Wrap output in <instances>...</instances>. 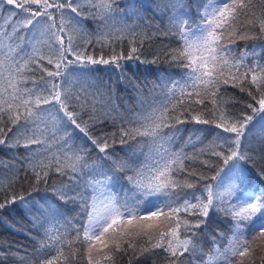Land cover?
I'll return each mask as SVG.
<instances>
[{"label":"snow or ice","instance_id":"1","mask_svg":"<svg viewBox=\"0 0 264 264\" xmlns=\"http://www.w3.org/2000/svg\"><path fill=\"white\" fill-rule=\"evenodd\" d=\"M114 3L115 0H0V11L5 7L8 11L7 16L2 17L3 23L0 24V49L7 48L0 58V146L19 147L23 141V147L28 151L26 168L23 170L25 172L31 170L37 185L41 182L47 184L49 173L53 171L67 177V184L54 189L56 196L64 204L79 202L83 206L84 215L87 216V221L82 227L73 229L75 236L72 239H67V230L64 234H59L57 230V235L53 236L51 235L53 229L51 227L46 229L48 243L43 247L54 248L56 254L51 258L42 259L40 264H57V260L65 256L63 251L65 244L72 245L75 241L87 242L91 253L96 243H103L105 234L131 235L132 231L142 230L145 226L151 228L152 224L149 222L157 221L161 217H175L177 229L181 226L186 230L188 227H199L203 221L189 226L187 221L179 219V214L182 211L198 213L206 218L209 208L214 206V199H219L222 194H214L212 186L208 185L205 188L208 193L207 203L195 193L191 194L195 203L189 199L179 202V193L173 190L193 188L194 185L176 177L187 171L185 162L193 160V157L182 149L172 150L170 147L172 138L164 129L170 128L173 121L176 124L183 123L181 116L184 113L174 114L179 109L187 111L192 109L193 105H203L204 97L209 92L215 103L218 85L221 82L228 83V79L220 80L225 73H228L234 82L248 81L254 86L256 94H253V91L248 93L253 102L246 107L254 114L264 113V64L259 60L248 64L244 56L233 58L230 62L227 58L230 49L225 42L226 34L229 37L228 42H232L231 37L237 34V26L241 30L258 27L259 32L264 34V0H259L260 15L256 14L257 4L253 3V0H218L216 3L208 2L203 5L200 22L195 27L188 19L175 15L169 20L174 29L172 34L183 43L176 49H168L166 55L177 67H183L185 73L180 79L170 80V87L167 83L164 85L167 89L165 95L168 103L145 105L141 102L137 112L127 117H119L120 124L117 125L116 118H112L115 131L110 133L102 131L109 116L108 112L103 106L98 109L95 100H89L91 94H88L86 89L74 90L71 76L77 70L80 72L90 70L89 65L111 64L120 68L122 60H140L139 49L136 46L137 36L140 35L137 31L139 25L122 23L120 27H116L112 15L116 11L112 7ZM175 6L173 3L172 7ZM85 9L87 14L99 16L102 21L101 27L97 29L95 43L102 47H110L112 54L108 58L103 54L97 58L82 50L93 41L82 36L78 39L79 30L72 22L79 18ZM21 13L23 16L20 19H14ZM241 16L248 20L247 25L240 21ZM109 20L113 23L110 24ZM8 27H11V32L8 31ZM21 30L31 33L35 41L30 52L27 46H20L19 41L23 40V36H18L17 33ZM194 35L195 40L192 39ZM13 37L16 38L15 46L6 43ZM124 41L129 44L126 54L123 51L117 53L111 47ZM139 43L142 45L143 41L140 40ZM38 45H43L46 52H42ZM193 48L201 53L207 52L208 56L201 55L199 61L193 60ZM252 54L255 56V51ZM45 60L47 65L51 66V70L43 66ZM208 64L212 65L211 70L207 69ZM33 68H39L41 71L39 81L35 79L29 81L28 74L34 75ZM29 82L31 87L27 86ZM241 90H244L243 87ZM217 111L218 108L214 109V117ZM192 119L197 124L212 123L200 114L194 115ZM252 121L253 116L246 113L234 115L221 111L215 123V127L222 130L216 134L218 143L214 142L207 150L201 149L196 154L202 156L205 151L208 152L209 159L200 161L208 168L213 167L212 158L222 160L226 166L231 162L228 174L239 184L230 185L228 196H234L236 203H228L227 210L237 221L235 225L237 232L230 241L232 246L226 249V252L230 251L231 256L241 258L250 255L253 250L244 231L240 230V221L247 222L245 230L254 234L253 240H264V192L249 190L251 169L247 165L241 167L239 163L254 159L248 154L249 150L244 143L249 138L246 133L252 132L248 127ZM9 133H12L11 137ZM129 141H136L138 146L143 143L154 146L153 152L143 166L133 167L125 160L113 159V152L110 149L117 142L125 145ZM32 145L38 147L34 149ZM92 151L99 154L98 159L111 161L116 170L111 176L102 173V180L95 179L92 170L97 166L89 163ZM12 167L15 168L14 165ZM19 171L20 169H15L8 179V188L17 181ZM223 171V168H218L216 176L212 179L216 180ZM117 172L131 173L124 179L140 193L141 200L129 204L109 194L105 200L100 201L102 207L97 204L96 197H93L92 203L89 204L85 195L86 190L91 188L97 191L99 188L107 187L113 177L119 178ZM187 174L196 175L193 171H187ZM86 175L92 178L85 180ZM260 175L264 177V170H261ZM4 187V182L0 181V189ZM161 196L166 199L161 200ZM173 196L176 199H173ZM17 203L26 207L28 200L24 195L17 196L13 192L10 198L5 196L0 202V210ZM49 208L52 213L57 211L51 205ZM52 219L55 220V216H52ZM33 222L37 227H44L39 217ZM160 235L163 238L164 233ZM170 235L175 239V244L170 240L164 250L175 258L171 264H176V260L190 250L191 241L180 240L176 231H172ZM115 247L117 252L122 250L120 244H116ZM128 247L131 248L133 245L129 243ZM161 247H164L162 243H155L143 249V252L152 255V248ZM0 256L8 258L3 253H0ZM0 264H3V261H0Z\"/></svg>","mask_w":264,"mask_h":264},{"label":"trees","instance_id":"2","mask_svg":"<svg viewBox=\"0 0 264 264\" xmlns=\"http://www.w3.org/2000/svg\"><path fill=\"white\" fill-rule=\"evenodd\" d=\"M208 2L216 3L218 0H115L112 5L113 9L116 10L112 14L115 26L120 27L122 23L139 25L137 31L140 35L137 36L138 43L136 46L139 49L140 60H122L120 61V68L111 64L89 65L90 70L84 72L77 70L71 76L74 90L86 89L87 93L91 94L89 100H95L98 109L103 106V109L108 112L109 116L105 120L102 131L106 133L115 131L112 118H116L115 123L117 125L120 124L119 117H127L137 112L141 107V102L145 105L168 103V98L165 95L167 89L164 85L167 83L170 87V80L180 79L185 73L183 67H177L166 55L168 49H176L183 43L172 34L174 29L169 20L175 15L182 19H188L195 27L200 22L203 5ZM173 3L176 5L175 7H172ZM253 3L257 4L256 14L260 15L259 0H253ZM7 14V7L0 11V24L3 23L2 17L7 16ZM22 16L21 13L14 19L18 20ZM240 21L244 25L248 24V20L243 16L240 17ZM72 23L79 30L78 39L82 36L84 39L93 41L92 44L87 45L86 49H82L86 51V54L97 58L101 54L105 58L112 54L110 47H102L95 43L97 29L102 25L99 16L93 17L87 14L85 9V12ZM109 23L111 24L113 21L109 20ZM8 31L11 32V27H8ZM198 34L196 33V35ZM17 35L23 36V40L19 41L20 46H27V50L30 52L32 43H35L31 33L21 30ZM241 36L250 38H240ZM195 38L194 35L192 39L195 40ZM140 40L143 41L142 45L139 43ZM228 40L229 37L226 34L225 42L230 49V55L227 58L230 62L233 58L244 56L245 62L248 64H252L256 60L264 64V34L259 32L258 27L241 30L237 26V34L231 37L232 42L229 43ZM6 43L15 46L16 38L13 37ZM38 47H41L42 52H46L43 45H38ZM111 47L117 53L123 51L126 54L129 50L127 41L115 43ZM6 51V47L0 49V58ZM253 51L256 53L255 56L252 54ZM201 55L207 57L208 53H201L196 48L192 49L193 60L199 61ZM43 66L51 70V66L47 65L46 60ZM211 68L212 65L208 64L207 69L211 70ZM33 72L34 75L28 74L29 81L32 79L39 81L40 69L33 68ZM224 79H228V83L221 82L218 85L219 90L216 91L215 103H213V96L209 92L204 97L205 103L203 105H193L192 109L194 110L179 109L174 114L179 115L180 112H183L184 115L181 116L183 123L176 124L173 121L170 128L164 129L172 138L170 142L172 150L179 151L182 149L187 155L193 157V160L185 162V166L187 171H193L196 175L189 176L186 171L176 177L179 180H187L194 185L193 188L173 190L179 193L180 203L184 199H189L195 203L196 201L192 200L191 197L192 193L207 203L206 186L211 185L213 193L218 194L216 189L218 178L212 179L213 176H216L217 169L223 168L228 171L231 167V162L226 166L222 160L212 158L213 167L208 168L200 163L201 160L209 159L208 152L205 151L202 156L196 155L201 149L207 150L214 142L218 143L216 134L222 130L217 129L215 123L221 111L234 115L246 113L253 116V121L248 126L252 132L246 133L249 138L244 143L249 150L248 154L254 159L240 161V164L242 167L247 165L251 169L249 176L251 188L249 190L256 189L258 192H264V177L260 175L261 170H264V113L254 114L251 109L246 107L247 104L253 102L248 93L253 91V94H256L254 86L250 85L248 81L234 82L228 73L220 77L221 81ZM27 86L31 87V83L29 82ZM242 87L243 91L241 90ZM202 95L204 94L202 93ZM168 106L171 108V104ZM217 108L219 111L214 117L213 111ZM196 114H200L212 123L197 124L192 119ZM9 136L11 137L12 133H9ZM168 146L165 145V147ZM31 147L35 149L38 146L32 145ZM153 148L154 146L151 144L143 143L138 146L136 141H129L125 145L117 142L110 151L113 152V159H122L133 167H140L144 165L150 153L153 152ZM98 155L95 151L90 152L89 163H94L97 166L92 170L95 179L102 180V173L111 176L112 172L116 170L111 161L100 160ZM27 156L28 151L23 147V141L19 147L0 146V181H3L5 185L3 189H0V202L5 199V196L10 198L13 192L17 196L24 195L28 200L26 207L17 203L0 210V253L8 257L4 259L3 256H0V261H3V264H40L42 259L51 258L56 254L54 248L46 249L43 247L48 243V237L45 235L46 229L51 227L53 229L51 235L53 236L57 235V230L59 234H64L67 230V239H72L75 236L73 229L82 227L87 220V216L82 211L83 206L79 202L64 204L56 196L54 189L67 184V177H62L53 171L49 173L47 184L41 182L37 185L31 170L27 172L23 170L26 168ZM13 165L15 168L12 167ZM15 169H20L18 179L11 188H8L7 181ZM130 174V172H117L119 178L113 177L106 188L117 200L135 204L142 197L134 186L124 179ZM26 176L27 179H25ZM201 176L204 178L201 179ZM90 178L92 177L87 175L84 177L85 180ZM234 183L239 184L238 181H234ZM94 193L95 191L91 188L85 192L89 204L92 203ZM172 198L176 199L175 196ZM160 199L164 200L166 197L161 196ZM49 205L57 211L52 213ZM213 205L209 208L206 218L198 213L182 211L179 214V219L187 221L189 226L195 225L198 221H203L199 227H188L186 230L184 226H181L177 229L175 217H161L157 221L149 222L152 224L151 228L145 226L142 230L132 231L131 235L112 236L107 234L103 243H96L91 253L87 242L75 241L72 245L65 244L63 246L65 256H61L57 260V264H69V259H71V264H89L90 259L91 264H171L175 258L171 257L164 248L167 247L170 240L175 244V239L170 235L172 231L178 232L180 240L188 239L191 241L190 250L184 252L176 260V264H208L209 256L214 251V247L217 248L218 256L224 259L221 264H264V241L253 240V234L245 230L246 221L239 222L240 230L244 231L253 251L243 258L231 256L230 251L226 252V249L232 246L230 241L237 232L235 228L237 221L229 214L228 205L222 198L214 199ZM52 216H55V220L52 219ZM37 217L44 227H37V224L33 222ZM160 233H164L163 238ZM129 243L133 247L129 248ZM155 243H162L164 247L152 248V255L143 252V249ZM116 244L121 245V251H116ZM10 253L14 255H9ZM65 257L69 259H65Z\"/></svg>","mask_w":264,"mask_h":264},{"label":"rangeland","instance_id":"3","mask_svg":"<svg viewBox=\"0 0 264 264\" xmlns=\"http://www.w3.org/2000/svg\"><path fill=\"white\" fill-rule=\"evenodd\" d=\"M232 183H234V180L232 177H230V175L228 174V171L226 170H224V172H221L216 182L217 184L216 189L218 191V194H222L220 195V198H222L226 202V205H228V203H233V204L236 203L234 196L233 197L228 196V192L231 190L230 185ZM109 194H111V192L106 187H102V188H99L97 191H95L93 197H96L97 204L100 205V201L105 200L109 196ZM100 206L102 207V205ZM106 236L107 234H105V237ZM105 237L103 238V240L105 239ZM261 241H264V240H261ZM214 248H215L214 251L209 256L210 260L208 264H221L224 261V259L218 256V254L216 253L217 248L216 247Z\"/></svg>","mask_w":264,"mask_h":264}]
</instances>
